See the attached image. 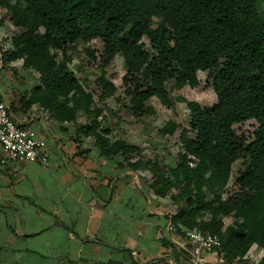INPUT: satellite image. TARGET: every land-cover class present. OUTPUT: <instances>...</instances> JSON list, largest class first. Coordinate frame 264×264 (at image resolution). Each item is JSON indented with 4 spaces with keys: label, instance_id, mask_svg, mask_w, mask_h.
I'll return each mask as SVG.
<instances>
[{
    "label": "trees",
    "instance_id": "obj_1",
    "mask_svg": "<svg viewBox=\"0 0 264 264\" xmlns=\"http://www.w3.org/2000/svg\"><path fill=\"white\" fill-rule=\"evenodd\" d=\"M0 6L20 29L11 37L12 59L37 72L34 99L59 121L74 119L79 110L88 113L92 102L65 53L57 59V50L77 40L97 38L108 56L123 55L134 113L146 110L144 102L153 96L169 104L170 78L174 86L195 85L196 72L206 71L216 101L210 107L187 102L189 129L179 130L176 164L163 169L147 160L151 185L161 196L172 186L178 190L173 198L180 205L171 217L176 226L224 235L226 263L242 258L252 243L264 245V0H0ZM99 83L102 96L114 90L103 77ZM250 118L257 123L252 139L238 142L232 125ZM80 128L92 131L85 123ZM177 128L171 122L163 132ZM93 135L104 156L135 148L124 139ZM187 154L195 157L193 166ZM239 157V191L222 199ZM201 211L208 219L197 218ZM226 215L231 224L221 219Z\"/></svg>",
    "mask_w": 264,
    "mask_h": 264
},
{
    "label": "crops",
    "instance_id": "obj_2",
    "mask_svg": "<svg viewBox=\"0 0 264 264\" xmlns=\"http://www.w3.org/2000/svg\"><path fill=\"white\" fill-rule=\"evenodd\" d=\"M5 20L0 100L45 142L48 165L0 163V264H191L190 243L175 230L161 236L178 208H163L128 165L94 146L77 147L73 130L46 115L34 99L37 72L12 59L14 27ZM237 261L226 263L218 250L204 252L199 264Z\"/></svg>",
    "mask_w": 264,
    "mask_h": 264
},
{
    "label": "rangeland",
    "instance_id": "obj_3",
    "mask_svg": "<svg viewBox=\"0 0 264 264\" xmlns=\"http://www.w3.org/2000/svg\"><path fill=\"white\" fill-rule=\"evenodd\" d=\"M0 16L6 18L5 21L8 22L9 11L0 6ZM8 23L10 26L11 23ZM19 32L20 29L14 27L12 32L8 33V37L10 35L12 37ZM144 41L148 44L146 39ZM63 52L67 57V67L78 79L84 91L91 95L92 102L88 107V113L79 110L72 120L59 121L47 109L46 115H51L54 120L67 125L73 130V140L77 147L94 146L100 151V148L94 144L95 137L93 133L103 135L110 141L124 139L127 143L134 145L135 148L126 154H117L112 158L118 160L120 162L118 164L128 165L130 172L135 173L134 176L148 187L149 192L163 199L162 202L165 206L163 208L177 209L180 203L177 198H173V195H176L178 190L172 186L164 196L156 194L155 188L151 185L154 176L146 165V161L155 162L163 169L176 164L177 153L182 150L179 130L189 129L190 111L187 102L197 101L204 107H210L216 101L207 72L203 70L196 72L198 82L195 85L187 82L180 86H174V78H170L166 84L169 104H165L159 98L153 96L144 102L148 106L146 110L134 113L131 109V96L126 92L129 83L124 81L127 74L123 55L116 53L113 56H108L103 52L102 42L97 38L87 41L77 40L67 45L63 51L57 50V59H62ZM18 59L19 63L23 64V59ZM101 77L113 84L114 90L112 93L102 96L104 88L99 83ZM95 121L98 124H95ZM171 122L178 128L173 133L163 132L165 126ZM84 123L92 127V131H90L93 133L86 131V128H80V125ZM256 126V121L251 118L234 123L232 128L235 131L237 141L246 143L251 140ZM187 158L189 159V165L193 166L196 162L195 157L187 154ZM137 161H140V163L136 166ZM242 162L243 158L239 157L233 163L231 176L227 184L221 189L222 199L238 193L239 186L234 183V178ZM165 172L167 173V171ZM206 197L209 198L210 194L207 193ZM208 217L209 214L205 211H201L200 215L197 216L199 220L208 219ZM221 219L225 225L233 222V217L229 215L222 216ZM168 224H173L178 238L185 241L183 231L190 229V227H186L181 223H176V226L171 220L167 222ZM214 235L220 237L222 241L224 240V235ZM167 237H170L169 234ZM237 260H240L241 264H264V245L252 243L244 256Z\"/></svg>",
    "mask_w": 264,
    "mask_h": 264
},
{
    "label": "built area",
    "instance_id": "obj_4",
    "mask_svg": "<svg viewBox=\"0 0 264 264\" xmlns=\"http://www.w3.org/2000/svg\"><path fill=\"white\" fill-rule=\"evenodd\" d=\"M0 145L4 156L0 163L6 160H38L48 165L47 156L44 152L45 142L37 136L30 126H20L10 116L6 103L0 100ZM173 224H168L162 237L174 231ZM185 241L190 243L191 264H199L202 254L221 250L222 239L217 235L204 232L198 227H192L183 231Z\"/></svg>",
    "mask_w": 264,
    "mask_h": 264
}]
</instances>
